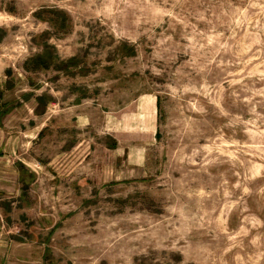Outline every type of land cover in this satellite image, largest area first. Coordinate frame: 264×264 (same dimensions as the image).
<instances>
[{
  "label": "rangeland",
  "instance_id": "rangeland-1",
  "mask_svg": "<svg viewBox=\"0 0 264 264\" xmlns=\"http://www.w3.org/2000/svg\"><path fill=\"white\" fill-rule=\"evenodd\" d=\"M0 264H264V0H0Z\"/></svg>",
  "mask_w": 264,
  "mask_h": 264
},
{
  "label": "trees",
  "instance_id": "trees-1",
  "mask_svg": "<svg viewBox=\"0 0 264 264\" xmlns=\"http://www.w3.org/2000/svg\"><path fill=\"white\" fill-rule=\"evenodd\" d=\"M32 59V62L36 64V66H47L49 63L46 61V59H44V56H42L41 54L30 58Z\"/></svg>",
  "mask_w": 264,
  "mask_h": 264
}]
</instances>
